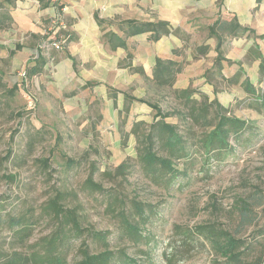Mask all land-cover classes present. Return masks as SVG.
<instances>
[{"label": "rangeland", "instance_id": "rangeland-1", "mask_svg": "<svg viewBox=\"0 0 264 264\" xmlns=\"http://www.w3.org/2000/svg\"><path fill=\"white\" fill-rule=\"evenodd\" d=\"M222 3L226 9L238 11L241 20L257 34H264V0L259 6L256 0L254 6L248 5L249 0ZM211 8L207 5L204 9ZM52 23L43 35L54 31ZM38 42L32 34L20 31L0 34L1 215H23L32 222L28 224L32 234L24 240L15 237L7 223L0 225V264H6L14 253L29 255L41 248L44 238L58 230L59 221L47 209L57 193L62 194L63 207L74 211L83 229L109 231V248L125 250L139 264H218L210 243L199 234L200 226L213 225L253 239L257 229L264 226V105L242 86L245 75L237 84L216 82V90L205 82L203 74L217 56L216 38H208L205 31L193 35L192 42H208L210 52L197 60L193 58L194 47L189 46L184 58L186 70L174 88H202L210 101L217 98L232 115L255 126L240 142L232 140L234 150L224 154L222 160L213 157L207 163L204 155L194 153V165L169 188L152 182L143 170L132 129L135 122L143 121L144 131L154 119L155 110L138 99L169 109L174 104L171 90L157 89L140 74L125 68L122 50L108 52L97 45L94 51L87 52L79 45L78 64L60 49L39 75L30 78L25 74L27 66L37 60L40 50L45 52L44 45ZM258 42L264 53V39ZM252 43L253 39L246 36L228 37L222 50L224 57L241 64L262 95L264 79L260 78L258 61L246 60ZM82 57L87 62L82 63ZM240 64L226 63L225 74L234 76ZM16 84L18 88L14 89ZM125 93L136 100L125 101ZM128 104L130 111L126 112ZM167 121L184 127L178 117ZM68 158L78 162L68 166ZM44 159L48 162L44 163ZM123 162L129 164L124 177L116 174ZM92 164L97 168L95 181L105 188L102 192L85 185ZM113 189L124 199L155 206L156 217L147 226L154 239L151 248L134 244L123 235L116 217L120 207L108 208L107 194ZM241 201L251 209V223L242 222ZM65 227L68 232L72 230L67 221ZM87 235L84 233L70 244L69 264L78 259L82 241L91 250L104 248Z\"/></svg>", "mask_w": 264, "mask_h": 264}, {"label": "trees", "instance_id": "trees-1", "mask_svg": "<svg viewBox=\"0 0 264 264\" xmlns=\"http://www.w3.org/2000/svg\"><path fill=\"white\" fill-rule=\"evenodd\" d=\"M39 1L43 6H48L51 2L56 4L58 0ZM256 1L258 6L263 2V0ZM15 5L16 0L0 1V30L11 26L12 11ZM54 19L57 21L52 23ZM95 19L102 28V39L105 44L112 51L119 48H124L127 51L125 59L121 61L125 68L140 74L157 89L171 90L172 92L174 104L169 109H164L158 103L138 99L141 102H148L155 110L153 122L146 125V130L142 129L145 124L143 121L135 122L132 129L139 143L140 164L152 182L168 188L175 184L177 179L186 175L189 168L194 165V153L200 152L204 155V160L207 163L213 157L222 160L224 154H229L234 150L232 140L240 142L245 133L254 128L255 125L252 122L232 115L230 110L217 98L210 101L208 93L202 89L174 88L179 75L186 66L187 59L184 61V58L188 47L192 45L194 47L193 58L200 59L210 52L211 46L208 42L195 45L192 42L194 33L186 31L181 26H174L167 20L147 21L128 18L111 22L101 18L97 12ZM61 21L64 22V27L60 25ZM51 23L54 31H50L48 36L42 35L40 40L46 53L40 50L37 60L27 66L25 74L30 78L39 75L45 69L51 57H54L55 52L60 50L55 47V44L59 42L63 44L62 50L72 58L73 63L78 64V60L66 51L73 40V32L68 23H65L60 13L51 20ZM111 25H114L116 30L109 28ZM204 31L208 38L217 39L215 47L217 56L214 64L203 74L206 83L212 85L214 89L217 87L216 82L224 81L229 85L237 84L245 75V79L241 81L242 86L264 105V94L258 93L257 87L243 71L241 64L224 57L222 50L225 39L228 37L246 36L248 39H253V43L247 51L246 60L249 62L258 61L260 78L264 79V53L258 42L259 39H264V34H257L253 28L242 25L236 15L230 14H221ZM145 33L148 34L149 40L153 41L170 34L178 36L184 42L182 48L174 49V54L179 56V59L156 57L151 74L145 70L143 65L134 64V55L129 50L128 39ZM18 48H21L20 45ZM226 63L228 65L240 64L234 76L225 74ZM0 76V81H3L1 71ZM89 84L91 83L89 82L87 85ZM17 88L16 84L14 89ZM14 89L9 92L13 93ZM124 95L125 101L136 100L127 93ZM114 97L117 95L114 94ZM129 105L126 106V112L130 111ZM174 116L181 119V125L184 127H181L179 123L167 121L169 117ZM197 132H200L199 136ZM43 161L44 163L48 162L47 159ZM77 162L76 159L68 158L66 165L73 166ZM181 165H183V169H181ZM128 170L129 164L123 162L116 168V174L124 177ZM96 171V166L92 164L85 185L92 191L102 192L105 188L94 179ZM9 178H14V176L10 175ZM114 192H116L115 189L107 194L109 196L108 208L117 209L120 207L116 211V217L120 221L123 235L134 244L143 243L151 248L154 239H152L147 226L156 217L155 206L136 199H124L118 194L115 195ZM62 199V194L57 193L47 204V209L60 223L58 230L44 238L41 248L34 250L29 255L14 253L6 259V264H69L70 244L74 239L83 237L86 232L87 236L102 243L104 248L99 251L91 250L90 246L82 241L78 259L74 264H139L138 259L129 256L125 250L114 251L109 248V231L83 229L74 211L63 207ZM241 202H243V205L240 206L242 222L251 223L252 219L249 214L251 209L246 201ZM66 221L71 225L72 230L69 232L65 227ZM3 223H7L8 229L15 237L21 238L20 240H24L32 234V226L28 225L32 223H30V219L23 215H11L9 212L3 218L0 208V225ZM199 234L203 235L210 243L217 256L218 264H264V226L257 229L253 239L237 236L228 229L217 228L213 225L200 226ZM147 254L150 252L147 251Z\"/></svg>", "mask_w": 264, "mask_h": 264}, {"label": "crops", "instance_id": "crops-1", "mask_svg": "<svg viewBox=\"0 0 264 264\" xmlns=\"http://www.w3.org/2000/svg\"><path fill=\"white\" fill-rule=\"evenodd\" d=\"M223 1L226 0H58L56 4L51 2L48 6H43L39 0H16L12 11L13 22L11 26L0 30V34L6 31H20L25 35L32 34L40 42L43 32L50 27L51 20L60 13L73 32V40L66 51L77 58L79 45L85 52L94 51L93 47L96 45L112 52L102 39L103 31L95 19L96 12L101 18L111 22L128 18L167 20L172 25L181 26L194 34L207 29L221 14L236 15L242 25L251 27L241 20L238 11L222 6ZM250 3L254 6L255 0H249L248 5ZM207 5L212 8L204 9ZM245 6L241 4V7ZM109 28L116 30L114 25ZM183 45L184 42L174 34L163 36L157 41L149 40L147 33L128 39L129 50L134 55V64L143 65L148 73L152 71L156 57L179 59V56L174 54V49L182 48ZM0 46L3 45L0 43ZM119 50H122L124 58L127 52L124 48L113 52ZM86 60V57H82V63L87 62ZM185 70L186 67L183 72ZM203 79L205 80L204 77Z\"/></svg>", "mask_w": 264, "mask_h": 264}, {"label": "built area", "instance_id": "built-area-1", "mask_svg": "<svg viewBox=\"0 0 264 264\" xmlns=\"http://www.w3.org/2000/svg\"><path fill=\"white\" fill-rule=\"evenodd\" d=\"M56 20H57V19H56ZM62 23H63V22L61 21V22H60V25L64 27V24H62ZM55 47H56L57 49H62V48H63V44H62L61 42L56 43V44H55Z\"/></svg>", "mask_w": 264, "mask_h": 264}]
</instances>
